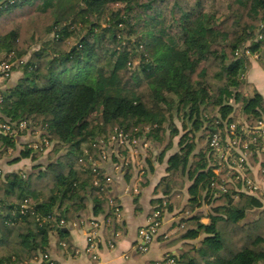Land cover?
Instances as JSON below:
<instances>
[{"label": "trees", "instance_id": "obj_1", "mask_svg": "<svg viewBox=\"0 0 264 264\" xmlns=\"http://www.w3.org/2000/svg\"><path fill=\"white\" fill-rule=\"evenodd\" d=\"M247 52L264 68V0H6L0 65L22 77L1 114L31 129L0 133V160L33 166L0 175V264L50 254L52 235L67 250V227L113 217L114 182L100 155L115 130L147 139L161 159L177 143L151 214L180 209L178 238L167 245H181L169 253L177 264H264V195L216 175L208 151L226 124L264 117L263 96L246 94ZM39 125L50 145L18 148ZM119 150L128 158L130 149Z\"/></svg>", "mask_w": 264, "mask_h": 264}, {"label": "crops", "instance_id": "obj_2", "mask_svg": "<svg viewBox=\"0 0 264 264\" xmlns=\"http://www.w3.org/2000/svg\"><path fill=\"white\" fill-rule=\"evenodd\" d=\"M5 1L0 0V6ZM250 64L245 77L248 83L246 94L252 96L257 91L264 98V68L258 57H252ZM21 77L22 74L19 71H14L11 80L5 84V92L10 88L9 82H12L14 86ZM37 141H39V137L36 134L28 133L17 138L16 145L18 148H23L24 145H32ZM150 147L151 153L146 150L137 156L129 154L128 158L120 150L116 154L108 152V158L100 161V167L114 182V199L120 208V216L114 217V223L101 230V233L104 234V229L108 228L109 235L108 237L105 235L104 241L100 243L97 259H93V256L86 253L90 231L87 221L89 219L67 227L69 232L67 238L69 248L67 250L60 249L56 235H52L48 252L58 264H156L162 262L169 253L177 254L181 245L167 247L172 240L178 238L179 230L180 209L172 204L170 205L172 209H166L164 212L162 226L149 251L143 254L136 249L139 241L138 232L149 224L152 210L155 208L153 202L160 197L156 194V188L161 179L167 175L169 158L178 151L177 143H175L173 150L161 159V151L152 144ZM40 162L45 164L47 158H41ZM129 165L132 167L130 172L127 171ZM32 166L33 163L29 159L11 163V159L5 157L0 160V173L1 176L12 172L29 173L32 171ZM255 178L261 186L262 195H264V175L258 173ZM188 187L189 182L184 191L182 206H185L189 199ZM208 209L209 206L204 207L206 213H208ZM202 221L205 224L210 222L207 217ZM107 241H112L114 248H110ZM39 262L40 258L24 264H39Z\"/></svg>", "mask_w": 264, "mask_h": 264}, {"label": "built area", "instance_id": "obj_3", "mask_svg": "<svg viewBox=\"0 0 264 264\" xmlns=\"http://www.w3.org/2000/svg\"><path fill=\"white\" fill-rule=\"evenodd\" d=\"M253 56L249 52L246 53V57L250 60ZM20 64H23L21 61ZM14 64L2 63L0 65V133L8 134L9 136H19L24 131L29 132L31 128L30 124L26 121L11 122L8 119L2 117V105L4 103V96L6 90V81L11 78L13 73ZM246 77V76H245ZM243 77V79H245ZM39 141L44 146L48 147L50 142L46 138H40ZM150 143L147 139H131L130 136L121 130H115L111 136L109 145L104 149L100 158L106 160L108 158V152L119 151V148L126 147L129 153L132 155L142 154L150 147ZM34 149H38L39 146L34 143L30 145ZM112 148V149H110ZM208 151L212 157L213 172L216 175L227 171V175L230 177V181L241 182L242 187L240 191L249 194L261 193V186L255 178L258 173L264 174V117L257 121L253 127L246 125L242 119L235 123L226 124L223 129L215 132L209 139ZM257 160V164L254 161ZM24 173H22L23 175ZM1 175V173H0ZM107 182H112L111 178L107 176ZM109 205L113 210L111 218L108 219H94L89 224L90 231L88 233V246L86 253L93 256V259L98 258L99 246L105 237L101 230L104 227L111 226L114 223V217L120 216V208L116 204L114 198L109 201ZM25 209V206L23 207ZM24 213V212H22ZM65 221H60L59 226H65ZM162 226V220L160 213L156 212L151 216L149 224L143 227L138 232V244L136 249L140 253H147L151 244L157 237L160 228ZM110 248H114L112 241H107ZM39 264H57V262L48 253L40 257ZM165 264H177L176 261L166 255Z\"/></svg>", "mask_w": 264, "mask_h": 264}, {"label": "rangeland", "instance_id": "obj_4", "mask_svg": "<svg viewBox=\"0 0 264 264\" xmlns=\"http://www.w3.org/2000/svg\"><path fill=\"white\" fill-rule=\"evenodd\" d=\"M225 5H226V4H224L223 6L220 7V12H219V16H218V17H220V18L222 17V15H223L224 12H225V7H224ZM102 22H103V20H102ZM103 23H104V22H103ZM39 45H40L39 43L36 44V45H34L32 49H34V50H38V49H39ZM254 57H258V58H259V56H253V58H254ZM27 59H28V58H27ZM38 128H39V129L36 130V133H35V134H36V135L39 137V139H40V138H41V135H42V129H41L40 125L38 126Z\"/></svg>", "mask_w": 264, "mask_h": 264}, {"label": "water", "instance_id": "obj_5", "mask_svg": "<svg viewBox=\"0 0 264 264\" xmlns=\"http://www.w3.org/2000/svg\"><path fill=\"white\" fill-rule=\"evenodd\" d=\"M9 87H13L12 82H9Z\"/></svg>", "mask_w": 264, "mask_h": 264}]
</instances>
